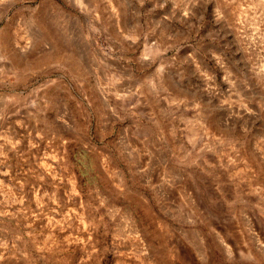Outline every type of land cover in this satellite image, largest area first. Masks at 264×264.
<instances>
[{
    "label": "rangeland",
    "instance_id": "1",
    "mask_svg": "<svg viewBox=\"0 0 264 264\" xmlns=\"http://www.w3.org/2000/svg\"><path fill=\"white\" fill-rule=\"evenodd\" d=\"M0 264H264V0H0Z\"/></svg>",
    "mask_w": 264,
    "mask_h": 264
}]
</instances>
